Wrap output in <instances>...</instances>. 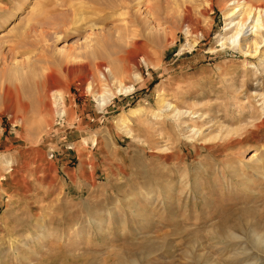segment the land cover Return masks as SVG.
Segmentation results:
<instances>
[{
	"label": "rangeland",
	"instance_id": "obj_1",
	"mask_svg": "<svg viewBox=\"0 0 264 264\" xmlns=\"http://www.w3.org/2000/svg\"><path fill=\"white\" fill-rule=\"evenodd\" d=\"M234 1L0 0V264H264V42L221 46Z\"/></svg>",
	"mask_w": 264,
	"mask_h": 264
},
{
	"label": "bare ground",
	"instance_id": "obj_2",
	"mask_svg": "<svg viewBox=\"0 0 264 264\" xmlns=\"http://www.w3.org/2000/svg\"><path fill=\"white\" fill-rule=\"evenodd\" d=\"M114 1L115 0H109L108 4L110 5V3L114 2ZM245 4L246 3H244V0L243 1L235 0L234 2H230L228 4L229 8L225 11V18H227V22L225 24V26H226L225 30L232 31V33L228 34V35H223L221 40H220V44L222 46L225 44V42H229L232 45L237 46V48H239L240 51H243V53H245L246 55H249V54H253V53H250V50H249L250 48L253 51H255L256 48L259 47L262 42H264V6L256 5V6H252V7L247 8V6ZM230 6H232V7H230ZM139 8H137L135 10V13H134V15L138 21V24L140 25L139 32L147 33L149 35L150 39H152L153 41H158L159 40L158 34L160 32V29H159V24L156 23L153 11L151 9L150 10L147 9L145 14L142 15V12L140 11ZM244 12L247 13V16H246L247 18L242 21L237 16L241 15V13H244ZM73 15H74V17H77V20L83 19V11L81 13H78L77 16H75L76 14L73 12ZM103 34H101V33L97 34L95 32H90L89 35H87V36L85 35V37L83 38L84 39L83 44L78 47V50L83 51V54L85 56L86 55H93L94 56L96 54L98 48H100L99 46L102 44V40H104ZM83 54L82 53L80 54L77 52L74 55H72V54L71 55L68 54V55L70 56L71 61H75V62L78 61V63H79L81 61V57H83L82 56ZM102 69L105 70V72H107L106 74L101 72L100 76L102 77V81H104L108 78L109 82H111V86L115 85V90L117 92L119 91V92H128L129 93V91H131L132 86L125 85L119 76H117L113 72H111L109 67H102ZM134 77H136V79H138L139 74L135 73ZM45 82H44V84H45ZM45 87H46V91H47V89L49 91L50 90L52 91L51 92V96L53 99L52 100V106L55 109V114H56L55 117L56 118L64 117L66 115V109H65L64 104H63V99H61L60 92L56 89H53V85H51V84L49 86H45ZM85 88L87 91L92 93V95L97 100L98 105L100 107H102V105H104L112 96V92L109 89H107L105 83H104V87H103L104 90L101 91V93H97L94 90L92 81H88ZM40 100L42 101L41 103L44 102L42 98ZM166 106L167 107L162 108L163 113H168V112H170V110H172L173 116L183 114V112H181L177 108L173 107V105L170 103ZM188 114H190L191 117H196L197 119H200V120L203 119V115H204L203 113H198V112H188ZM201 134H202V131L199 128H195V127L192 128V135L193 136L201 137ZM254 157L255 156H252L251 159H253ZM184 185H186V184H184ZM41 237L44 238L45 233H42ZM253 239H255V242L257 245L258 244L264 245L263 236H261L259 234H255Z\"/></svg>",
	"mask_w": 264,
	"mask_h": 264
},
{
	"label": "built area",
	"instance_id": "obj_3",
	"mask_svg": "<svg viewBox=\"0 0 264 264\" xmlns=\"http://www.w3.org/2000/svg\"><path fill=\"white\" fill-rule=\"evenodd\" d=\"M50 156H52V153H50Z\"/></svg>",
	"mask_w": 264,
	"mask_h": 264
}]
</instances>
